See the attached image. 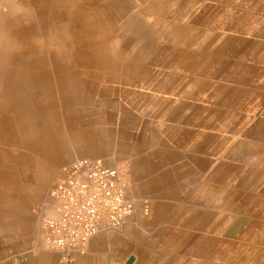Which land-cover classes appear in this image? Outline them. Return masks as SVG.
I'll return each mask as SVG.
<instances>
[{"label":"rangeland","instance_id":"rangeland-1","mask_svg":"<svg viewBox=\"0 0 264 264\" xmlns=\"http://www.w3.org/2000/svg\"><path fill=\"white\" fill-rule=\"evenodd\" d=\"M188 2H0V256L4 260L59 257L46 242L44 219L54 215L50 194L64 168L79 159H101L118 168L129 182L136 213L140 206L148 210V202L133 193L131 164L161 165L168 137L174 139L166 102L168 92L175 91L185 74L179 67L182 42L191 41L181 36L213 35L206 22L187 12ZM134 219L151 222L152 218L141 207ZM123 242L126 239L113 238L98 245L92 262L102 258L105 264L108 260L115 264L120 259V264H127L135 252L151 258L148 249L126 248ZM88 248L75 257L87 255ZM75 257L69 262L59 257L55 264H69ZM198 259L200 264H225L213 263L202 251Z\"/></svg>","mask_w":264,"mask_h":264},{"label":"crops","instance_id":"crops-1","mask_svg":"<svg viewBox=\"0 0 264 264\" xmlns=\"http://www.w3.org/2000/svg\"><path fill=\"white\" fill-rule=\"evenodd\" d=\"M189 1L187 12L213 35L181 36L191 41L182 42L185 74L166 102L174 139L161 165L131 164L133 193L148 202L138 211L151 222H136L135 212L69 264H105L92 254L113 238L149 250V259L134 253L137 264H200L201 251L213 263L264 264V0ZM59 257L0 256V264Z\"/></svg>","mask_w":264,"mask_h":264},{"label":"built area","instance_id":"built-area-1","mask_svg":"<svg viewBox=\"0 0 264 264\" xmlns=\"http://www.w3.org/2000/svg\"><path fill=\"white\" fill-rule=\"evenodd\" d=\"M129 190L121 171L101 159L66 166L50 194L54 215L44 219L49 248L69 262L84 255L94 237L123 229L136 212Z\"/></svg>","mask_w":264,"mask_h":264},{"label":"water","instance_id":"water-1","mask_svg":"<svg viewBox=\"0 0 264 264\" xmlns=\"http://www.w3.org/2000/svg\"><path fill=\"white\" fill-rule=\"evenodd\" d=\"M134 262H135V257L132 256V257H130L129 260L127 261V264H134Z\"/></svg>","mask_w":264,"mask_h":264}]
</instances>
